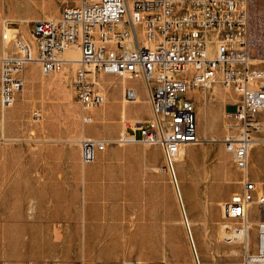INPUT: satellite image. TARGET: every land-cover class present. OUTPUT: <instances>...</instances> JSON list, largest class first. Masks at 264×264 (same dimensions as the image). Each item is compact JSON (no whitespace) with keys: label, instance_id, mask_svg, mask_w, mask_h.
Returning a JSON list of instances; mask_svg holds the SVG:
<instances>
[{"label":"rangeland","instance_id":"obj_1","mask_svg":"<svg viewBox=\"0 0 264 264\" xmlns=\"http://www.w3.org/2000/svg\"><path fill=\"white\" fill-rule=\"evenodd\" d=\"M69 1L78 0H0V37L1 20L13 21L11 26L16 28L29 21L24 28L32 32L33 20L56 18ZM255 3V15L249 14V48L252 53L264 56L263 10L260 0ZM18 33L21 34L20 29ZM210 47H215L213 39ZM72 54L70 49L65 51L66 56ZM31 65L33 84L29 82ZM62 70L45 74L37 63L31 62L23 72V87L12 106L0 107V264H121L124 259L137 264H241L242 239L225 241L222 226L217 235L202 240L203 248H196L197 240L191 235L193 229H208L204 224L212 219L210 199L216 188L230 187L228 197L240 189L241 172L234 167L231 156V170L226 171L222 160L214 159L220 147L224 148L220 142L224 133L223 114L233 108L231 104L238 97L224 90L219 80L211 87L215 86L224 100L211 88L198 96L195 93L200 102L196 128L202 141L186 146L167 161L158 146L117 142L123 124L121 109L125 107L129 123L135 121L127 108L134 102L122 101V78L98 76L106 96L105 103L98 108L118 101L114 121L117 129L105 133L101 116L94 115L90 124L81 121L84 111L75 100L72 86L74 67L63 83H43V79L58 80L63 76ZM128 84L137 87L138 93V100L130 108L147 117L145 93L139 79L129 80ZM109 118L111 123L113 117ZM255 119L258 128L253 138L264 139V110L257 112ZM210 125L218 126V130L207 136L212 140L206 141L202 135ZM82 136L113 142L97 153L94 161L82 163L79 147ZM254 146L250 149L249 170L264 174V140ZM113 162L120 163L118 169ZM215 166L226 172L222 183L212 180ZM260 180L264 190V179ZM144 196L148 204L160 198L169 200L168 206L162 207L168 213L165 218L156 214L161 208L155 205L149 207L148 213V220L168 226L167 233L163 232L168 237L146 239L140 244L143 240L130 235L136 201ZM199 199L205 202L204 208L197 203ZM186 200L193 205L185 206ZM123 202L128 205L123 206ZM116 203L121 205L116 209L125 208L126 212L114 221L110 213ZM250 213L251 218L257 215L252 207ZM108 224L115 230L109 229ZM121 225H125L124 229ZM229 225L239 226L236 220H230ZM250 240H255L254 226ZM150 241L157 245L152 255L148 248Z\"/></svg>","mask_w":264,"mask_h":264},{"label":"built area","instance_id":"obj_2","mask_svg":"<svg viewBox=\"0 0 264 264\" xmlns=\"http://www.w3.org/2000/svg\"><path fill=\"white\" fill-rule=\"evenodd\" d=\"M11 24L8 19L2 22L0 37L2 109L14 103L31 62L45 74L73 65L74 97L84 111V124L93 122L90 109L106 101L98 76L141 79L152 116L128 124L117 142L158 146L171 161L186 146L202 141L196 128L195 91L203 93L219 80L224 90L238 97L235 102H244V110L223 114L220 142L241 178L240 189L221 203L220 210L224 229L232 230L230 220H236L239 226L234 228L245 233L241 264H264V190L249 173L253 132L258 128L255 114L264 110V56L249 48L246 0H78L64 5L56 18L33 20V42ZM68 49L77 56H66ZM137 97L135 87H122L124 103ZM112 142L82 136L81 162L94 161ZM251 207L257 215L253 223L244 224L239 211L249 210L251 216ZM121 264L136 262L124 259Z\"/></svg>","mask_w":264,"mask_h":264},{"label":"crops","instance_id":"obj_3","mask_svg":"<svg viewBox=\"0 0 264 264\" xmlns=\"http://www.w3.org/2000/svg\"><path fill=\"white\" fill-rule=\"evenodd\" d=\"M247 1V8H248V12L249 14H252L255 15L256 13V3L255 1L257 0H246ZM75 3V1H69L68 3L66 4H73ZM260 3H261V6H262V10H263V19H264V0H260ZM28 23L29 21L24 24L23 26H18L20 29V32H21V35L22 36H27V35H30L31 31L28 30V29H25L24 27L25 26H28ZM33 63V62H32ZM103 75V74H102ZM101 76V75H100ZM140 83H141V86L143 88V91L145 93V104H146V112L148 113V116H139L135 113V111L130 108V105L134 104L137 100H138V97L136 100H134L132 104H130L127 108H128V111H129V114H131V118L135 119V120H143V119H147V118H150L152 116V112H151V108H150V105L147 101V96H146V92H145V88H144V83L141 79H139ZM129 80H121V86H133L131 84H128ZM135 87V86H133ZM137 89V87H135ZM196 95L194 96L193 98V102H194V105H195V108L197 109L200 102H199V99L195 98ZM23 99H21L22 101ZM130 103V102H128ZM233 104V103H232ZM101 106V105H99ZM95 108V107H94ZM118 109V101L115 102L114 105H104L102 108H98V106H96L95 109H93L92 111H90V113L92 114V117H94V115H98V116H101V121L103 124V127H102V130L103 132L105 133H110V132H115V130L117 129V126L116 124L114 123V121H116V116H117V110ZM125 113H126V110H125V107L122 109L121 111V118L124 116L125 117ZM196 115H197V111H196ZM113 117L111 123H109L108 121H110V118L109 117ZM107 120V121H106ZM113 122V123H112ZM122 128V127H121ZM124 130H128V127L125 126L124 127ZM132 144V143H131ZM224 149V148H223ZM221 147H220V153L219 155L217 154V156H215L214 159H221L224 166L226 167L225 168V171L228 169V170H231V154L229 152H227L225 149L223 150ZM101 152V151H100ZM99 153V152H98ZM119 155V154H118ZM230 155V156H229ZM118 157H114L113 159H116ZM233 162V161H232ZM119 162H113L112 164L114 166H116L115 168H119L117 165H118ZM120 164V163H119ZM114 168V170H115ZM215 170V171H214ZM224 170L222 171V169H219V167H213V181L214 182H220L222 183L225 179H226V172ZM249 173H250V176L253 180L257 181H261L260 179H264V174H260V173H256L254 172V174L252 172H250L249 170ZM118 175V174H116ZM233 175V174H232ZM234 177H235V174H234ZM240 181V180H239ZM154 185H158V183H154ZM213 185V184H212ZM210 185V186H212ZM215 185V184H214ZM184 190V189H183ZM231 193V188L230 187H220V188H216V190L213 191V194L211 195V199H210V203L212 205V219L211 221L209 222L208 220L205 221V224L204 226L206 227L207 225L209 226L207 230L205 229H193L191 231V235H192V238L197 240L195 245H196V248H203V242L202 240L205 239V238H208V237H211V236H214V235H217L220 231V227L222 226L223 224V219L221 217V210H220V206L219 204L222 203L223 201H225L226 199H228L229 197V194ZM233 193V192H232ZM185 206H192L193 203H191L190 201H185ZM197 203H199V205L204 208V205H205V202L203 201V199H199L197 200ZM120 203H116L114 204L112 207L113 209V212L117 214H113V219L114 221H116V218L119 217L120 215H124L126 210L125 208L121 211V210H118L116 209L117 207H120L121 205H119ZM169 204V200L166 198V199H163V198H160V199H155L154 202H150V204H148V202L146 201L145 199V196L144 197H138L137 201H136V207H135V210H134V215H133V219H132V224L134 225V228L132 229V232H131V235L133 238H145V239H149V240H154V239H162V238H167L168 235L167 234H163L164 233H167L168 231V226L166 224H162V222L160 224L154 222V220H148V213H150V208L153 207L155 205V207H160L161 209H157L155 212L156 214L160 217V218H165L168 213L165 212L164 209H162V207H167ZM123 206L124 205H128V204H125L123 202L122 204ZM150 205V206H149ZM147 207L148 210H146V216H145V219H140L139 217H141L138 213H139V210H138V207ZM150 207V208H149ZM112 212V211H111ZM138 215V219L135 218V215ZM143 213H145L143 211ZM142 218V217H141ZM221 221H222V224H221ZM146 226V230H143V226ZM148 226V227H147ZM150 226V227H149ZM125 225H121V228L124 229ZM116 228V227H115ZM118 228V227H117ZM117 230V229H116ZM129 236V237H130ZM142 244V243H141ZM148 248H149V251H150V255H152L154 253V251L156 250L157 248V245L153 243V241H150L149 244H148ZM149 255V254H148ZM136 264H137V261H136Z\"/></svg>","mask_w":264,"mask_h":264},{"label":"bare ground","instance_id":"obj_4","mask_svg":"<svg viewBox=\"0 0 264 264\" xmlns=\"http://www.w3.org/2000/svg\"><path fill=\"white\" fill-rule=\"evenodd\" d=\"M5 19H3V20H1L2 22L4 21ZM2 25V24H1ZM26 38L28 39V40H30V42H33V38H32V36L31 35H27L26 36ZM263 38V40L261 41V43H262V46H264V36L262 37ZM71 51H73V54L72 55H70V56H72V57H76L77 56V52L75 51V50H71ZM73 68V66L72 65H69V64H66L65 65V67H64V69L62 70V75L63 76H61L58 80H55V79H53V78H49V79H43V83H46V84H52V83H59V84H61V83H63V78H66V76L68 75V72L71 70ZM30 72H31V74H30V77H29V82L31 83V84H33V82H34V74H33V65H31V68H30ZM61 74V73H60ZM59 74V75H60ZM65 80V79H64ZM103 84V83H102ZM216 84V83H215ZM213 86V85H212ZM102 87L103 86H101L100 87V89L102 90ZM211 89H212V91L211 92H214L217 96H219L222 100H224V95L223 94H221V93H219V92H217V88L214 86V87H211ZM195 93H196V95L198 96V95H201L200 94V92L199 91H195ZM204 97V96H203ZM137 99V98H136ZM214 98H212V100H213ZM68 101H69V97H68V99H67ZM221 100V101H222ZM121 103H122V101H121ZM211 105H213V104H211ZM232 106H233V108L231 109V110H244V102H234L233 104H231ZM199 107V106H198ZM203 107V106H202ZM124 108V107H123ZM122 108V109H123ZM122 109H121V111H122ZM203 110V109H202ZM210 110V109H209ZM202 115H203V113H202ZM203 118V117H202ZM130 121H132V120H130ZM122 130H124V127L125 126H127L128 124H130L129 123V121L126 119V117H122ZM205 125V124H204ZM2 127V126H1ZM218 130V126H216V125H210L209 126V128L208 129H205V131H204V133H203V135L202 136H204V139L206 140V141H210V140H212L213 138L211 137V139H207V136L209 135V134H213L214 132H216ZM212 136V135H211ZM216 140V139H215ZM262 140H264V139H257V138H254V141H253V143H252V147L255 145V144H258V142L259 141H262ZM257 146V145H256ZM212 147V146H211ZM255 147V146H254ZM258 147V146H257ZM213 148H214V146H213ZM206 150H208V149H206ZM211 150V149H210ZM262 155V154H261ZM151 167V166H150ZM161 168V167H160ZM155 170V169H154ZM157 170V169H156ZM162 171V170H161ZM172 180V179H171ZM171 182V181H170ZM259 183V182H258ZM138 210H139V215L142 217H139L140 219H145V216H146V210H148V208L147 207H145V206H143V207H138ZM143 211L145 212V213H143ZM115 215V214H117V212L116 213H114V212H112V213H110V215L112 216V215ZM204 214V213H203ZM135 218L136 219H138V215H137V213H136V215H135ZM239 220H243V223L244 224H251L250 222H253V218H251V216H249V210H240L239 211ZM221 223H222V221H221ZM108 226V228L110 229H112V230H115L114 228V226L112 225V224H108L107 225ZM222 228H223V234H222V238H224L225 239V241H228V242H237L239 239H244V237H245V233L243 232V231H240V230H238V229H236V228H232V230H230V231H227L226 229H224V227H223V225H222ZM227 232H229V233H227ZM139 239H141V240H143V241H141L140 242V244L142 243H144V240H146L145 238H139ZM218 239H220V238H218ZM217 239V240H218ZM232 251V250H231ZM4 262V261H3Z\"/></svg>","mask_w":264,"mask_h":264}]
</instances>
